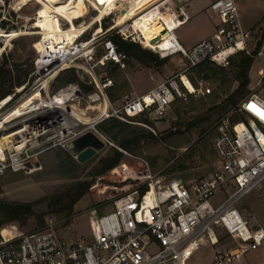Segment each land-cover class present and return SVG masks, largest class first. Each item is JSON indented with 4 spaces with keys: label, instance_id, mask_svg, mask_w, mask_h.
<instances>
[{
    "label": "built area",
    "instance_id": "2783aa9c",
    "mask_svg": "<svg viewBox=\"0 0 264 264\" xmlns=\"http://www.w3.org/2000/svg\"><path fill=\"white\" fill-rule=\"evenodd\" d=\"M168 1L167 8L181 9L174 0ZM208 8L220 20L214 32L189 48L175 37L165 49L156 47L161 39L155 47H147L160 58L180 55L183 63L176 73L161 80L150 74L152 87L143 94H124L118 107L112 106L108 96L113 80L107 75L98 76L96 72L107 63L125 67V54L118 51L107 36L97 40L98 37L92 35L83 41L78 37L65 49L56 45L38 53L36 67L46 66L45 71L73 68L79 78L95 87L84 95L78 81L64 86L66 107L70 108L66 118L71 122L66 125V143L92 132L101 141L113 144L97 129L98 124L111 117L128 122L138 115H147L154 123L167 121V110L176 99L211 93L204 77L193 82L189 76L194 67L206 61L225 67L238 53L251 58L264 57V44L258 49L252 47V30L244 27L235 0H211ZM178 18L182 23L187 20L183 13H179ZM109 30L143 46L138 36L125 33L119 27ZM97 42L102 46L101 53L96 49ZM257 84H264V68L258 70ZM247 87L248 93L234 107L238 118L223 117L213 126L212 147L216 162L211 173L163 182L152 175L147 161L142 158H138L139 170L120 161L111 170L124 180H139L142 185L116 197L108 211L90 209L87 234L68 239L57 232L51 217L32 231L22 230L15 223L1 225L0 264H183L184 254L202 238L216 245L215 230L223 231L235 247L215 251L213 264H235L246 253L264 249V229L252 227L239 209L241 202L264 183V96L256 87ZM82 100L86 102L84 108L79 106ZM69 105L83 109L85 115L92 117L88 116V121L78 119L71 115ZM52 110H39L42 115L35 117L36 124L43 127ZM140 125L156 134L151 126ZM50 142L54 140L43 131L27 137L17 158L15 152L10 150L8 154L5 150V159L0 160V174L23 168L27 160L22 157L25 149ZM113 146L124 156L137 159L126 149ZM142 186L146 187L144 191H141ZM259 264H264V259Z\"/></svg>",
    "mask_w": 264,
    "mask_h": 264
},
{
    "label": "rangeland",
    "instance_id": "374dc122",
    "mask_svg": "<svg viewBox=\"0 0 264 264\" xmlns=\"http://www.w3.org/2000/svg\"><path fill=\"white\" fill-rule=\"evenodd\" d=\"M67 1L59 0V2H62L61 4H65ZM235 2L244 27L252 30V39L250 41L252 47L260 48L264 44V0H235ZM169 3L170 1L167 2L166 0L165 7L163 6L164 9ZM86 7V15L75 20V24L80 22L89 23L97 14V11L92 8L91 0H86ZM115 15L116 11L101 19V32L96 35L98 37L97 40H103L106 38L105 36L110 37L116 34L115 30L109 29L115 27L123 29L120 25L115 26ZM53 16L54 13L37 0H28L24 4H18V0H0V62L5 61V67L8 68L17 66L19 71L14 73L20 74V76L24 75L27 68L29 69L27 82L18 88H13V92L6 96L10 100H8L9 103L7 105L3 106L1 112L16 104L25 94L30 93L46 79H49L50 74L58 70L52 68L42 72L41 68L35 66V60L38 57L37 49L42 48L41 41L43 36L39 33V31L44 29L42 22ZM215 17L218 18L216 14ZM59 18L61 27H67L68 24L65 19ZM100 23H94L80 36L79 41L91 37L96 29L99 28ZM133 23V21H128L124 23V26L129 27L130 24L134 25ZM193 24H189L187 28L183 26V28L176 31V34L186 30L188 32L187 39H192L194 37L193 33L198 31L192 30ZM199 28L200 32L202 28ZM151 30L152 28H148L146 31L150 33ZM11 32L21 34L7 42L5 35ZM180 42L186 47L185 42L181 40ZM169 43V38L166 37L158 43V47L163 49ZM101 47V44L97 42L96 49L98 53L103 52ZM141 47L144 48L143 46ZM3 52L4 54L2 55ZM174 58L178 61V58L181 59L182 57L175 55ZM239 58V55L232 56L229 64L225 67L213 63L207 64V68H211L210 71L215 72L219 77L218 81H216L215 78L213 79L207 74L208 77L205 82L212 89L211 93L193 95L187 99H176L167 110V121L165 122L154 123L147 115H138L129 119L128 122L119 120L123 124L112 128L108 133L100 128L101 123L98 124V131L113 144L104 142V147L97 150L92 157L84 162H80L66 148V136L62 140H55L45 146L25 149L22 157L27 158V160L23 168L16 172L6 170L0 174V199L4 201L32 202L44 196L50 197L57 193H66L78 181H90L91 186L88 193L74 204L69 214L48 212L44 215V222L48 217L53 218L57 232L68 239H74L79 235L87 234V219L90 209L96 208L98 212L108 211L112 208L116 197L136 187L139 189V186L142 185L139 180L131 178L124 180L123 176L111 169L104 174H94L99 160L111 155L113 150H117L113 145L122 147L120 143L129 140V147L127 149L122 148L126 149L132 156L137 157V159L122 154L120 161H124L132 168L139 170L141 169V163L138 158H142L147 161L152 175L163 182L176 177L192 179L208 175L213 170L216 162L212 147L214 138L213 126L216 121L223 117L231 118L234 115L236 116L234 105L231 102L224 101V98L238 84L235 81V72ZM178 62L183 63V60ZM178 62H175L170 57L166 58V63L163 65L155 66L153 64L150 68H144L134 60H125L124 68L109 64V66L98 67L96 72L98 76L107 75L113 80V86L108 89V96L112 106L118 107L120 105L119 99L124 94L133 96L134 92L146 84L149 88L152 87L153 83L149 80L146 73L153 74L157 80H161L180 69L181 64ZM203 66L206 65L201 64V66L191 70L190 76L193 82H196L197 78L204 77V74L207 73L202 74ZM262 68H264V57L252 58L248 78L249 85L256 87L264 96V84L262 86L257 84L258 70ZM138 71L141 72L133 75V72ZM73 73L76 77L78 76L77 70H74ZM60 75L62 76L59 78ZM66 75L70 76V72L59 70V73L49 79L47 89L40 91L43 103L53 95H56L55 93L60 88L66 86V83L63 82ZM129 78L134 83L133 89ZM135 78L138 79V82ZM79 79L84 85L80 84L84 95L88 93L85 89L86 87L91 86V91L95 89L84 78ZM246 93H248V87L245 88L243 95ZM79 106L84 108L86 106L85 100H82ZM92 108L96 107L92 106ZM77 110L83 120H88V116L92 117L91 114L85 115L83 109L77 107ZM26 115H29V113L14 120L12 125L17 123L16 121L18 120L19 123L13 127H9L10 123H6L5 127L8 125V129L0 131V136L20 127L22 125L20 119L25 118ZM108 119L104 122L108 121ZM140 123L151 126L156 134L141 126ZM108 126L109 123H107ZM149 133H152L155 139H151ZM6 144L5 140L1 141L2 147L5 148ZM6 153L9 154L11 152L6 149ZM43 207L36 206L37 214L26 220L25 224L21 226L22 230L32 231L39 228L36 215L43 212ZM239 209L252 227L264 229V183L257 191L249 194L241 202ZM8 223L17 224L16 222H6L2 225ZM17 225L20 224L18 223ZM215 233L218 239L216 245L213 246L206 238H202L184 254L183 264H213L215 251H228L235 247V244L223 231L215 230ZM262 259H264V249L246 253L242 256L240 262L235 264H259Z\"/></svg>",
    "mask_w": 264,
    "mask_h": 264
},
{
    "label": "bare ground",
    "instance_id": "6f19581e",
    "mask_svg": "<svg viewBox=\"0 0 264 264\" xmlns=\"http://www.w3.org/2000/svg\"><path fill=\"white\" fill-rule=\"evenodd\" d=\"M27 1L28 0H18V4H24ZM37 1L44 6H47L49 10L54 13L53 17L49 19L47 18V20L44 21L42 20L44 29L39 31L43 36L42 48L40 50L37 49L38 53H44L45 50L48 48L53 49L56 45L64 47L65 49L67 45L73 44L75 39L80 37L94 23H100L103 17L113 14L115 11V26L120 25V27L123 28L121 31L133 36H138L141 39L143 46L146 48L155 47L154 44L158 42V39L162 40L168 37L170 41V39L175 37L173 33L175 28L182 25L181 19L178 18L179 12L182 11V9L176 11L173 8L169 9L166 7L165 10L164 5L166 4V0H91L92 8L97 11V14H95L89 23L80 22L79 24H75L74 21L83 18L86 15V0H68L65 4H61L62 2H59V0ZM174 2L176 3L175 0ZM182 13L188 17L184 12ZM59 17L65 19L68 24L67 27H61ZM128 21H133L134 25L130 24L129 27L124 26V23ZM148 28H152L150 33H147L146 31ZM100 32L101 27L99 26V28L93 33L94 37ZM167 32L170 33L167 34ZM20 34L21 33L18 32H11L6 34L5 37L7 42H10L11 39ZM161 35L166 36L158 37ZM155 37L158 38L152 41V38ZM161 40H159V42ZM169 45L165 46V48ZM45 67L46 66H42V72L45 71ZM57 73H59V70H55L50 74L49 79L53 78ZM49 79H46L30 93L25 94L16 104L3 112H1V109L5 103L8 102L9 97L0 101V131L8 129V125L5 127L6 123H10L9 127L15 126V124L19 123V120L12 125L14 120L29 113L25 118L20 119V122H22L20 127L0 136V160L5 159L6 149L15 152L14 156L17 158L27 137L35 136L38 132L44 131L48 133L50 139L54 141L62 140L66 136V125H70L71 123L70 120L66 118V113H69L68 109H70L66 107V87L58 90L55 93L56 95H53L43 103L40 91L47 89ZM68 107H71V115H75L78 119L83 120L79 116V112L75 105H69ZM106 107L107 103L105 106H102V109L105 110ZM44 108L53 109L51 113L52 115H49V120L43 127H40L36 124L35 117L41 114L38 111ZM3 140L7 142L5 148L1 146V141Z\"/></svg>",
    "mask_w": 264,
    "mask_h": 264
},
{
    "label": "trees",
    "instance_id": "16d2710c",
    "mask_svg": "<svg viewBox=\"0 0 264 264\" xmlns=\"http://www.w3.org/2000/svg\"><path fill=\"white\" fill-rule=\"evenodd\" d=\"M108 38L112 40L118 51H122L125 54L126 61L134 60L144 68H150L153 64L155 66H158L166 63V58H159L156 53L150 51L149 49L142 48L138 43L132 42L130 40H124L118 34H113ZM3 54L4 52L2 53V55ZM236 55L240 56L239 62L237 64V70L235 72V81L238 84L224 98V101L231 102L234 107L238 103L237 101L246 95H243V93L245 92V88L249 85L248 72L252 64L251 57H248L243 53H238ZM5 64V61L0 62V100L2 99L1 101L7 98V95L9 96L13 92V88H18L21 85L25 84L27 82V75L29 73V69L27 68V70L24 72V75L20 76V74L14 73L19 71L17 66H14V68H8L5 67ZM201 64L206 65L203 66L202 74L207 72L206 74H208L213 79L215 78V80L218 81L219 77L217 76V74L215 72L210 71L211 68H207V64H210V62L206 61ZM201 64H199L198 66H201ZM106 65L109 66V63H107ZM114 65L118 66L117 64ZM74 70L75 69L73 68L66 70V72H70V76L66 75L63 82L69 83L73 81H78L81 85H83L82 81L78 78V76L76 77V75H74ZM61 76L62 75H60L59 78ZM85 89L89 92L92 90V87L88 86ZM237 118L238 115H234L232 117L233 120H236ZM107 123H109L108 127ZM119 124L123 123L115 118H111L108 119V121L101 123L100 128L108 133L112 128L118 126ZM213 135L215 136V131ZM149 136L151 139H155V136L152 133H149ZM134 139L138 140L137 138ZM129 142V140L122 141L120 145L127 149L129 147ZM122 156L123 155L121 152H119L118 150H113V153L111 155L105 156L99 160L98 167L95 169L94 174L100 175L106 173L108 170L112 169L120 162ZM90 186V181H78L73 186V188L66 193H57L50 197L44 196L32 202L4 201L0 199V225L6 222H16L17 224H20L18 226L21 228V226L25 224L26 220L29 217L34 214H37L36 206H44L43 212H41L39 215H36V218L38 220L37 224L39 225V227L43 226L44 215L46 213L53 212L65 213L66 215L69 214L72 211L74 204H76L86 193H88ZM145 188V186H142L141 191H144Z\"/></svg>",
    "mask_w": 264,
    "mask_h": 264
},
{
    "label": "crops",
    "instance_id": "0c3cea01",
    "mask_svg": "<svg viewBox=\"0 0 264 264\" xmlns=\"http://www.w3.org/2000/svg\"><path fill=\"white\" fill-rule=\"evenodd\" d=\"M179 1H180L179 5L181 6V9L183 8L182 11H180L179 13L184 12L188 17H187V20L182 23V25H180L179 27L175 28L173 33H174L175 37L178 39L179 42H180V40L185 42L186 43V48H189V47H192L194 44H196L201 39L210 36L214 32L215 28L220 25V20H219V18L215 17V13L210 11L209 8H208L209 2L211 0H179ZM205 14H207V15L205 17H203ZM211 16H212V18H211ZM211 20H212V23H211ZM189 24H193L192 25V30L193 31H197L198 30L196 33H193L194 37L192 39H190V40L187 39L188 32L186 30H184L180 34H176V31L178 29L183 28V26H186V28H187V26ZM199 27L202 28V30L200 32H199V29H200ZM247 29H250V28H247ZM168 33H170V32H167V34ZM156 38H158V37L152 38V41H154ZM171 59L174 60L175 62H178L179 60L182 62V60H183L182 58L181 59L178 58V61H177V59H175L174 56L171 57ZM178 63H180V62H178ZM140 72L141 71L133 72V75L134 74L135 75L139 74ZM190 74H191V72H190ZM190 74H189V76H190ZM146 75L149 78L150 74L146 73ZM137 78H135V80L138 82ZM129 81H130L131 87L133 89L134 83L131 80V78H129ZM148 89H150V88L146 84L145 86H142L138 91H136L134 93L136 95L143 94ZM162 122H165V121H162ZM162 122H160V123H162Z\"/></svg>",
    "mask_w": 264,
    "mask_h": 264
},
{
    "label": "water",
    "instance_id": "95a60500",
    "mask_svg": "<svg viewBox=\"0 0 264 264\" xmlns=\"http://www.w3.org/2000/svg\"><path fill=\"white\" fill-rule=\"evenodd\" d=\"M179 4V0H175ZM208 75H204V79H207ZM104 142L101 141L92 132H87L76 139L66 144V148L74 154L80 162H84L92 157L97 150L104 147Z\"/></svg>",
    "mask_w": 264,
    "mask_h": 264
}]
</instances>
